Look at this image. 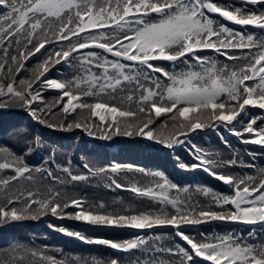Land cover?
I'll list each match as a JSON object with an SVG mask.
<instances>
[{
    "label": "snow or ice",
    "instance_id": "snow-or-ice-1",
    "mask_svg": "<svg viewBox=\"0 0 264 264\" xmlns=\"http://www.w3.org/2000/svg\"><path fill=\"white\" fill-rule=\"evenodd\" d=\"M239 5L216 0H0V73H8L0 78V106L19 103L43 124L52 115L54 105L33 106L34 102L43 101L40 90H61L57 104L62 105L65 114L88 109L101 121L111 114L112 121L104 125L110 130L105 138L139 135L158 140L168 148L188 144L197 163L180 167L201 169L230 189L229 193L200 189L220 209L213 210L211 206L170 196V190L180 189L159 171L147 172L132 164L93 167L85 163L84 172L74 173L69 166L55 164L52 157L45 160L49 166L32 168L23 155L0 149V172L12 173L0 176V225L38 219L50 213L95 226L139 230L170 227L186 246L166 247L160 243L162 235H137L125 241L97 238L87 242L108 246L119 253H139L129 258L128 264H198L200 259L207 264H264V242L255 235L257 227L264 232V168L256 176L225 174L217 169L236 166V158L212 159L214 154L205 153L186 139L198 130H218L223 126L243 143L264 146V123L257 124L264 122V116H250L247 112L248 107L264 110V35L235 30L212 16L218 14L242 28L252 26L264 33V0H239ZM13 44L15 54L9 56ZM55 44L60 45L59 50L49 52L38 65L41 70L35 79L17 82L12 73L18 75L25 68L24 61ZM205 50L222 54L233 63H220L213 56L198 54ZM157 61L171 62L172 67L169 70L154 63ZM238 61L244 63L237 64ZM61 62L77 67L79 74L64 82L47 79L45 74L50 67ZM87 97L96 102H85ZM133 104L135 110L131 108ZM153 113L157 118L170 114L176 135L160 139L154 134ZM73 127L85 126L67 124L68 129ZM85 131L93 135L88 127ZM245 134L248 139H243ZM223 143L228 145L227 140ZM31 150L29 146L28 151ZM53 168L63 175H57ZM135 172L162 182L141 188L116 179L120 173ZM35 174H40L39 181ZM92 179L106 180L108 188L130 190L159 207L135 214L127 208L100 211L107 207L102 201L89 204L65 190L69 185L75 187ZM22 181L33 189L26 188ZM69 208L77 211L69 213ZM214 221L238 222L252 228L247 238L236 232L211 237L198 233V238L184 231ZM59 231L86 240L80 232L64 228ZM19 249H23V254ZM0 264H124V260L119 256L107 261L57 259L46 250L15 245L7 250V257L0 252Z\"/></svg>",
    "mask_w": 264,
    "mask_h": 264
},
{
    "label": "trees",
    "instance_id": "trees-1",
    "mask_svg": "<svg viewBox=\"0 0 264 264\" xmlns=\"http://www.w3.org/2000/svg\"><path fill=\"white\" fill-rule=\"evenodd\" d=\"M216 2L234 3L236 6H240L239 0H216ZM212 16L220 23L226 24L235 30L249 34L264 35L259 29L249 26L242 28L231 21L224 20L218 14H212ZM59 48V44L48 46L47 51L42 50L41 53H37L27 61H24L25 68L18 75L15 72L12 75L17 76V82L21 79L34 80L38 71L41 70L38 65H41L47 59L49 52L59 50ZM15 49L16 45L13 44L9 56L15 54ZM198 54L213 56L220 63L226 62L230 65L233 63L232 61H227L226 57L215 53L213 50H205ZM106 55L111 58L110 54ZM72 63L75 65L76 62L73 61ZM154 63L169 70L172 67L171 62L167 61ZM236 63L243 64L244 61ZM14 67H18V65H14ZM77 74H79L77 67L69 66L65 68L61 62L50 67L45 77H61L64 81H67ZM7 76L8 73L6 72L0 73V78ZM7 82L8 80L5 79V83ZM33 87L36 88V85ZM40 95L43 101L34 102V107L54 105L52 107V115L43 124L31 116L27 107L21 106L19 103L0 106V149L23 155L25 162L32 168L49 166L45 164V160L52 157L55 164L69 166L74 173L84 172L83 165L85 163L93 167H104L114 163L121 165L132 164L144 168L147 172L159 171L180 189V191L170 190V196L178 197L180 200H188L200 206H211L213 210H220L212 203L210 197H206L201 193L200 189L210 188L213 192L229 193L230 189L228 186L201 169L185 170L180 167V164L191 165L197 163L188 150L190 145L178 144L168 148L166 145L159 143L158 140H149L139 135H111L110 138H105L106 132H110V130L105 129L104 125L112 121L111 114H108L106 121H101L99 117L92 116L88 109H78L74 113L65 114L61 110L62 105L57 104L61 92L56 89H42L40 90ZM84 99L87 103L96 102L93 97ZM117 103L119 102L117 101ZM123 107L127 108L129 106L124 105ZM131 108L135 110V105H131ZM247 112L250 116H264V110L259 108L248 107ZM41 118L44 119L45 117L42 116ZM117 119L127 118L117 117ZM153 120L154 134H158L160 139H168L170 135H176L177 129L172 127L173 121L170 119V114L157 118L153 113ZM68 123H80L88 127L89 131L93 132V135H89L88 131H85V127L68 129ZM261 123L264 122L258 121V126ZM48 124L53 126L49 127ZM61 124L64 127H60ZM237 127L239 128V125ZM221 137H223V140H227V146L223 143ZM176 138L185 139L182 136H176ZM186 139L205 153L214 154L211 156L212 159L224 161L236 158V166L217 169V171L225 174L237 177L245 175L256 176L259 170L264 168V146L243 143L241 138L234 136L223 126H219L218 130L211 127L198 130L190 133ZM243 139H248V134H245ZM29 146H31V152L28 151ZM248 165H253V167ZM53 170L57 171L55 168ZM11 174V171L0 172V176ZM35 175H37L39 181L40 174ZM57 175L63 174L57 171ZM116 179L126 185L135 183L141 188L154 187L162 182L157 177L139 172L120 173L116 176ZM21 183L29 190L33 189L32 185L23 181ZM44 183H47V181H44ZM106 183V180L98 182L97 179H92L88 182H80L75 187L69 185L65 190L73 197L85 199L89 204H96L102 201L107 207L100 211H112L113 209L121 211L127 208L130 210V214H135L141 211H155L159 207L158 204L148 198L137 196L130 190L115 187L108 188L105 186ZM12 187H16V185ZM184 189H187V191H184ZM168 210L172 211L170 206H168ZM66 211L73 213L77 209L69 208ZM60 228L71 232H80L86 237V240L69 236L65 232L59 231ZM251 228V225L238 222L214 221L192 228H184V231L186 234L197 236L198 238V233H204L211 237L214 234L223 235L229 232L243 233L247 238ZM137 235H147L148 237L162 235L164 239L160 243L166 247H173L176 244L186 246L184 241L174 235V230L170 227L134 230L131 228L95 226L67 216L63 218L52 216L49 213L38 219H25L0 225V252L7 257V250L10 247L23 245L30 249L46 250L47 254L53 255L57 259L84 258L89 261L93 259L107 261L109 258L119 256L124 260V264H128V259L139 256V253H119L105 245L88 243L87 240L103 238L113 241H125ZM255 235L260 242H264V232L258 227ZM18 251L23 254V249ZM198 264H207V262L200 259Z\"/></svg>",
    "mask_w": 264,
    "mask_h": 264
}]
</instances>
